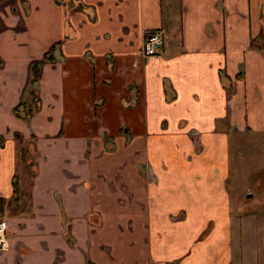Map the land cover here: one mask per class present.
<instances>
[{"label":"crops","instance_id":"crops-1","mask_svg":"<svg viewBox=\"0 0 264 264\" xmlns=\"http://www.w3.org/2000/svg\"><path fill=\"white\" fill-rule=\"evenodd\" d=\"M39 60L24 122L13 109ZM251 134L264 135V0H0V264H166L171 236L193 263L200 246L171 231L199 232L197 203L164 210L168 178L222 176Z\"/></svg>","mask_w":264,"mask_h":264},{"label":"rangeland","instance_id":"rangeland-1","mask_svg":"<svg viewBox=\"0 0 264 264\" xmlns=\"http://www.w3.org/2000/svg\"><path fill=\"white\" fill-rule=\"evenodd\" d=\"M234 145L222 176L217 171L203 174L191 168L186 181L168 178L171 183L163 191L170 194V199L164 202V210L177 215L196 202L194 208L200 214L201 227L195 234L179 231V227L172 229L175 237L184 236L186 245L190 239L191 244L195 242L200 247L192 250L191 263L190 244L183 255L178 238L171 236L175 243L166 241V264H229L232 254L233 264H264V135L251 134L237 139ZM176 146L182 151L181 144ZM173 193H178V199H173ZM215 196L219 199L215 200ZM230 209L233 224L228 223Z\"/></svg>","mask_w":264,"mask_h":264},{"label":"trees","instance_id":"trees-1","mask_svg":"<svg viewBox=\"0 0 264 264\" xmlns=\"http://www.w3.org/2000/svg\"><path fill=\"white\" fill-rule=\"evenodd\" d=\"M45 60L50 59V51L45 54ZM42 62L34 61L30 65V77L29 84L26 91L27 97L19 105L13 109V114L23 120L24 122H29L32 116L39 111L40 108V98L38 91V82L40 76ZM16 187V181L13 183Z\"/></svg>","mask_w":264,"mask_h":264},{"label":"built area","instance_id":"built-area-1","mask_svg":"<svg viewBox=\"0 0 264 264\" xmlns=\"http://www.w3.org/2000/svg\"><path fill=\"white\" fill-rule=\"evenodd\" d=\"M162 40L163 34L160 31H154L146 34L142 42L143 55L155 58L162 44ZM7 228L5 220L0 219V250H5L9 247Z\"/></svg>","mask_w":264,"mask_h":264},{"label":"water","instance_id":"water-1","mask_svg":"<svg viewBox=\"0 0 264 264\" xmlns=\"http://www.w3.org/2000/svg\"><path fill=\"white\" fill-rule=\"evenodd\" d=\"M251 196V194H248V197H250Z\"/></svg>","mask_w":264,"mask_h":264},{"label":"flooded vegetation","instance_id":"flooded-vegetation-1","mask_svg":"<svg viewBox=\"0 0 264 264\" xmlns=\"http://www.w3.org/2000/svg\"><path fill=\"white\" fill-rule=\"evenodd\" d=\"M6 223V222H5ZM7 225V224H6Z\"/></svg>","mask_w":264,"mask_h":264}]
</instances>
